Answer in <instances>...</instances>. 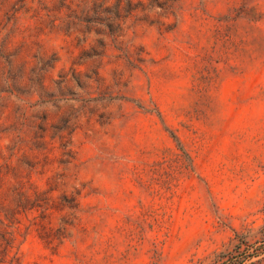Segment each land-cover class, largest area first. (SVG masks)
<instances>
[{"label": "rangeland", "instance_id": "rangeland-1", "mask_svg": "<svg viewBox=\"0 0 264 264\" xmlns=\"http://www.w3.org/2000/svg\"><path fill=\"white\" fill-rule=\"evenodd\" d=\"M0 264H264V0H0Z\"/></svg>", "mask_w": 264, "mask_h": 264}]
</instances>
